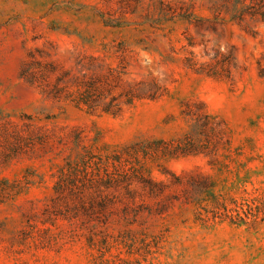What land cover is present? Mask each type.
Here are the masks:
<instances>
[{
    "label": "rangeland",
    "instance_id": "rangeland-1",
    "mask_svg": "<svg viewBox=\"0 0 264 264\" xmlns=\"http://www.w3.org/2000/svg\"><path fill=\"white\" fill-rule=\"evenodd\" d=\"M0 264H264V0H0Z\"/></svg>",
    "mask_w": 264,
    "mask_h": 264
}]
</instances>
